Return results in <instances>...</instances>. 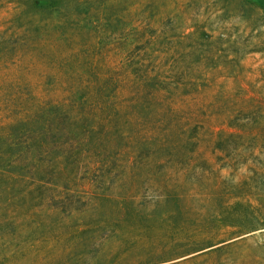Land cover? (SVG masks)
I'll return each instance as SVG.
<instances>
[{"label": "rangeland", "instance_id": "374dc122", "mask_svg": "<svg viewBox=\"0 0 264 264\" xmlns=\"http://www.w3.org/2000/svg\"><path fill=\"white\" fill-rule=\"evenodd\" d=\"M0 264H264V0H0Z\"/></svg>", "mask_w": 264, "mask_h": 264}]
</instances>
